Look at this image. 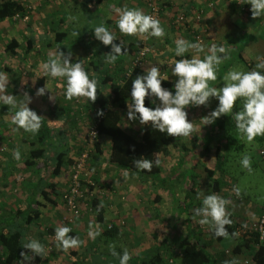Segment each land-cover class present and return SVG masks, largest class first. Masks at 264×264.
I'll list each match as a JSON object with an SVG mask.
<instances>
[{
    "label": "crops",
    "instance_id": "crops-1",
    "mask_svg": "<svg viewBox=\"0 0 264 264\" xmlns=\"http://www.w3.org/2000/svg\"><path fill=\"white\" fill-rule=\"evenodd\" d=\"M228 1L231 6L236 5V0H163L158 20L165 28L166 35L160 38L124 35L117 27V9L139 8L148 14V0H24L25 8L32 6L27 22L15 20L14 17L0 22V72L8 76L7 93L17 96L18 100H23L27 93L31 98L29 107L42 116L46 127L51 130L50 143L43 146L40 143V130L32 134L18 129L12 123L15 110L0 104V233L19 232L23 243L38 239L45 245L46 253L47 247L53 245V250L46 257L36 256L30 261L23 260L22 252L31 253L22 246L20 256L13 264H21L22 261L23 264H119V259L111 254L110 245H114L121 254L127 249L132 254L129 264H140L138 259L147 257L164 242L168 244L167 257L181 254L187 236L169 237L157 232L148 234L146 228L138 227L143 220L132 209L135 202L137 206L143 203L140 196L149 189L141 187L138 178L128 171L109 164L110 142L107 139L103 141L102 156L91 159L84 176L97 184L96 188H90L87 192L88 201L95 211L89 213L84 210L83 217L76 222L70 234L79 237L83 243L67 252L59 249L57 243L52 244L51 237L55 229L62 226V219L66 215L65 197L70 186L71 168L82 150L84 135L76 110V98L67 100L64 95L66 80L47 75L43 64L50 55L63 51L65 54L71 53V62L80 60L96 79L99 69L112 75H123L130 65L128 60L146 43L152 48L156 47V52L150 56V66L144 70L153 66V61L155 65H174L176 60L191 58L193 54L176 57L174 49L177 39L194 42L197 35L206 32V28V36L209 37L216 32L222 33L225 27L229 30L237 28L242 22L244 24L239 13L240 17L234 25L232 22L226 25ZM243 1L247 0H241V4L237 0V4L243 5ZM199 12L203 14L201 21L196 19ZM183 13L186 21L178 23V17ZM251 18L259 17L253 18L251 14ZM101 23L118 37L114 43L122 40L125 44L122 51L126 53L119 56L114 64L104 63V55L111 51V46L103 45L94 36L93 28ZM74 32L79 34L74 35ZM213 43L208 41L206 45ZM249 43L242 48L249 47ZM9 44L15 46L14 50H8ZM200 58H203V54ZM41 77L45 79L44 86L47 83L50 90L48 97L36 95V82ZM176 79L175 76L168 78L174 83ZM17 148L21 152L19 161L12 156ZM36 150H43V154L35 160ZM61 154L65 156L61 158ZM126 172L127 178L124 175ZM186 186L184 182L185 189ZM160 189V186L155 190L150 189L157 193L155 202L159 200L157 204H151L153 212L150 215H154L155 220L160 219L159 223L163 225L167 218L162 210L164 194L159 193ZM102 191L107 195L103 197ZM143 215L150 223L148 208L144 209ZM184 215L191 214L186 212ZM178 216L179 213L176 218L172 215L176 223ZM186 223L188 227L192 225L189 217ZM110 224H115V230L108 236L106 233L111 232L107 229ZM90 230L99 231V235L89 236ZM151 240L154 241L152 244ZM0 264H6L3 250H0Z\"/></svg>",
    "mask_w": 264,
    "mask_h": 264
},
{
    "label": "clouds",
    "instance_id": "clouds-1",
    "mask_svg": "<svg viewBox=\"0 0 264 264\" xmlns=\"http://www.w3.org/2000/svg\"><path fill=\"white\" fill-rule=\"evenodd\" d=\"M251 5L253 18L264 17V0H247ZM117 27L119 32L128 36L147 35L150 37H164L165 28L160 20L145 14L139 8L117 9ZM95 38L105 46H111V51L104 55L105 64H114L119 56L126 53L124 42L114 43L118 39L113 30L101 23L94 28ZM74 32V35H78ZM175 56L185 57L186 53H193L191 58H182L171 66V73L177 77L173 88L170 90L162 86L167 81L161 73L160 65L147 68L142 75H137L132 81L131 100L128 104L127 117L129 120H138L141 125H149L159 132H166L168 136L189 137L196 128L189 121L186 107L208 106L210 98H216L218 105L208 115L202 118L204 125L214 124L222 115H232L235 127L248 142H252L258 136H264V57H258L255 69L251 71L230 70L222 77V87L210 86V82L217 80L220 65L229 59L228 50L223 45L213 43L205 51V46L199 42H192L179 38L175 41ZM203 54V58H200ZM46 74L52 78H64L66 80L65 98L85 97L92 102L97 99L98 80L91 75L79 60L71 62V53L65 54L58 51L50 55L43 64ZM8 76L0 72V104L8 105L9 110L14 109L12 123L25 132L36 134L42 126V116L29 107L31 98L27 93L23 100L17 96L8 94ZM48 85L40 87L36 91L37 96H44L49 92ZM146 98L150 99L155 107L146 106ZM242 100V108L237 101ZM157 101L159 103L157 104ZM234 106L239 108L233 111ZM102 116L103 111L97 113ZM13 159L19 161L21 152L17 148L12 152ZM243 168L252 171L251 157L244 155L240 161ZM160 161L144 158L136 159L134 166L137 170L150 172L154 165ZM127 178V172L124 174ZM232 191L236 196L241 195V188L234 186ZM198 198L200 194L198 193ZM231 200L215 193L203 195L201 204L193 210V219L200 225L213 227L216 237L229 235L226 226L232 224L228 206ZM199 218V219H197ZM91 229V226H90ZM72 228L66 225L55 229V241L57 247L67 252L69 249L80 246L83 241L77 236L70 235ZM99 231L90 230L89 236L95 237ZM235 235V233H233ZM23 248L30 250L31 255L22 252L23 260L30 261L36 256L46 257V248L38 239H29L23 243ZM111 254L119 259V264H129L132 254L124 249L122 254L117 252L114 245H110ZM23 264V261L21 262ZM226 264H238L235 260Z\"/></svg>",
    "mask_w": 264,
    "mask_h": 264
},
{
    "label": "rangeland",
    "instance_id": "rangeland-1",
    "mask_svg": "<svg viewBox=\"0 0 264 264\" xmlns=\"http://www.w3.org/2000/svg\"><path fill=\"white\" fill-rule=\"evenodd\" d=\"M239 1L241 4V0ZM246 2L247 1H243V5H239L236 0V5L233 6H231V3L229 4V1L228 4L226 3V25L231 22L234 25L235 20L240 17L239 13L242 16V21H245L244 24H242V22L241 24H238L237 28L233 27V29L229 30L225 27L222 33L218 34L216 32L209 37L206 36V28V32L202 33L200 36L197 35L200 39L197 38L194 40V42H201L205 46V51H207V48L212 45L210 44V46H207L206 43L208 41H214L215 43H218L217 45H223L228 50L229 59L220 65L217 73V80L210 82V86L217 88L222 87L224 84L222 77L226 75L228 71L233 69L251 71L255 69L256 64L259 62L258 57H264V18L259 17L258 19H252L251 6ZM247 22L250 23L248 26ZM201 23L202 22H200V24ZM254 38L258 39L259 43L258 41H250ZM248 43L249 47L243 49L242 47ZM155 48L153 47L154 52H156ZM239 53H242L245 57L247 66L239 59ZM132 60L133 58L128 60L130 61L129 66H131ZM149 62L150 58L143 66L144 69L149 65ZM152 63L155 65V61ZM171 66V64H166V66L160 65L161 73L166 78H171L173 76L171 74ZM85 102V97L76 98V110L81 120L80 124L83 128L84 135L82 149L87 140L90 139L91 130L94 126V116H97L96 114H89L85 110ZM158 103L159 101H157V104ZM217 105L218 100L216 98H210L208 106L186 107L185 110L188 113V119L193 122L194 127L196 128V131L192 134L194 136H177L180 142L179 145L177 147H170L168 155H165L162 158V168L167 178L166 186L168 185L169 188L166 191H164L165 189H160L159 192L160 194H164L162 210L165 219L167 218L165 223L161 225L159 223L160 219L155 220L153 217L154 215H150L153 212V209L150 207L151 204H157L159 201L155 202L154 200L155 196H157L155 191L146 190V193L140 196L143 203L139 204V206H137L135 202V206L132 210L138 218L143 220L138 227H143V229L146 228L148 234L157 232L162 235L168 234L169 237L174 236L183 238L184 236L186 237L189 230L192 229L195 231H202V238H204V240L207 241L211 239L210 229L212 226L198 224L197 221L193 219L192 214L189 216L184 215L186 214L189 205H191V202L189 203L188 200L184 202L187 194V189L184 188V182H189L188 178L192 172H194L197 177V192L192 194L193 202L196 205L201 203L203 195L215 193L231 200V204L228 206V211L233 216L236 223L246 224L251 227L258 224L260 216L264 211V158L258 153L260 150H264V136H258L254 141L248 142L246 138L239 133L238 135L235 134L230 141H221V144H224V147L225 145L229 146L223 148L221 151V155L225 158L224 169L227 170L228 175L224 179L221 191L219 193L214 192L210 187L205 167L215 166L218 143L212 141L208 146L204 143L206 134L211 131V124L204 125L202 118L215 109ZM237 105L242 108V100H238ZM237 110H239V108L234 106L233 111ZM140 125L141 124L138 120H129L126 114V118L123 120V128L125 130L135 133L138 132ZM93 152L94 150H92V153ZM244 155H249L251 157V172L243 168L240 163ZM234 186H239L241 188L240 196H236L232 191ZM198 193L200 194L199 198L197 195ZM145 198L148 199V201ZM172 207H174L175 210L172 209ZM145 208H148L149 210L148 220H150V223L147 221V217L143 215ZM177 213H179L178 223L174 220ZM173 214L175 217L174 219H172ZM187 217H189L192 222V225L189 227L186 223ZM131 236V238H134L133 235ZM150 242L152 244L154 241L151 240ZM226 246L227 245H225V250ZM232 249L233 248L223 251V248L216 242L212 243L211 246V251L215 258L219 260V264H226V262H228L227 258L232 261L235 260L238 264H252V252L250 250H245L242 255L235 256ZM172 258L175 259L177 257L174 256Z\"/></svg>",
    "mask_w": 264,
    "mask_h": 264
},
{
    "label": "trees",
    "instance_id": "trees-1",
    "mask_svg": "<svg viewBox=\"0 0 264 264\" xmlns=\"http://www.w3.org/2000/svg\"><path fill=\"white\" fill-rule=\"evenodd\" d=\"M85 1L91 2V0ZM26 11L24 0H0V22L16 15L24 16ZM14 47L12 44H9L8 50H14ZM238 57L247 66V61L243 54L239 53ZM129 71L130 73L127 75ZM144 72L143 68L131 66H129V69L123 75H112L102 69L98 70L97 99L95 102H92L86 98L85 102V110L89 114L97 115L98 112L103 111L102 116H94L93 125L98 132L99 139L95 142L94 152H91V159L97 155L102 156L103 141L107 139L110 142V165L120 170H126L132 176H136L141 183V187L144 186L150 190L160 186L161 189H165L164 191H166L169 188L168 185L166 186L167 178L163 172L162 158L168 155L170 147H177L179 145L178 137L168 136L166 132H159L153 129L150 124L140 125L138 132L135 133L123 128V120L126 118L129 110L128 104L132 103V81L137 75H142ZM44 84L45 79L43 77L39 78L36 82V89L44 87ZM173 85L174 82L170 80L162 82L163 87L174 91ZM44 96L48 97L50 94L46 92ZM145 104L149 107H155V105L151 104L149 98H146ZM50 131L42 120L40 143L43 146L50 143ZM235 134L238 135L239 132L235 127L232 115L229 114L218 118L214 124H211V131L206 134L204 139V143L207 146L212 141L218 143L215 166L205 167L210 187L216 193L221 191L224 179L228 175L227 170L224 169L225 158L221 155V151L223 148L229 146L225 145L224 147L221 141H230ZM34 153L35 157L33 158L36 160L41 157L43 150H36ZM65 154H61L60 157L63 158ZM144 158L153 161L158 159L160 164L158 166L154 165L150 172L137 170L134 166V161ZM196 178L195 173L192 172L188 178L189 182H185L187 185L186 199L189 203L191 202V205L187 208L188 215L193 214V210L201 204L196 205L192 197V194L197 192ZM230 219L232 220V224L226 226L229 233L227 237H216L213 234V227H211V239L206 241L202 238V231L191 229L186 238L187 242L183 241L181 254L177 258L174 259L170 255L167 257L168 244L164 242L148 253L147 257H143L137 261H141L140 264H219V260L215 258L211 251L212 243L216 242L223 248V251L233 248L235 256H240L245 250H250L252 252V264H264V239H261L260 232L254 227L236 223L232 215H230ZM114 230L115 227L109 230L111 232H107L106 235H112ZM225 245H227L226 250ZM22 246L21 233L9 231L0 233V250H3L6 255V264H13L17 260ZM227 259L228 262L232 261L229 258Z\"/></svg>",
    "mask_w": 264,
    "mask_h": 264
},
{
    "label": "built area",
    "instance_id": "built-area-1",
    "mask_svg": "<svg viewBox=\"0 0 264 264\" xmlns=\"http://www.w3.org/2000/svg\"><path fill=\"white\" fill-rule=\"evenodd\" d=\"M148 15L153 16L156 19H159L161 15V11L163 8V0H148ZM212 6V5H211ZM26 13L24 16L16 15L15 20H20L23 22H27L30 17V11H32V6H28L26 8ZM202 12L197 13L196 19L198 21L202 20ZM186 21L185 14H181L178 17L177 22L183 23ZM197 38L200 39L198 36ZM198 39V40H199ZM154 54L153 48L144 43L136 55L133 57L131 67H140L143 68L147 60L151 55ZM130 71L127 75H129ZM98 132L93 126L90 134V139L87 140L85 146L83 147L80 156L72 165L71 175H70V186L68 192L65 197V207H66V215L62 219V225H66L72 228L76 224V222L81 219L84 215V210L89 213H94V206L90 204L87 198V192L90 188H96L97 184L93 180L85 179V171L88 167V164L91 160V152L95 147V142L98 141ZM259 155L264 158V150H260ZM101 195L104 197L107 195V192L102 191ZM123 225V223H121ZM115 224H110L107 229H114ZM256 230L260 232L261 239H264V211L262 212L258 224L254 226ZM52 244L56 243L55 234L51 237ZM53 250V245L47 248V253H50Z\"/></svg>",
    "mask_w": 264,
    "mask_h": 264
}]
</instances>
